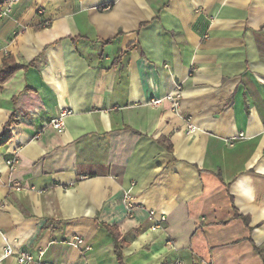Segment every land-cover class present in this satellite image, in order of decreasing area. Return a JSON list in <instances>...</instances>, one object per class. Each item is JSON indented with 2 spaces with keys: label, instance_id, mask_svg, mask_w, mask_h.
Returning <instances> with one entry per match:
<instances>
[{
  "label": "crops",
  "instance_id": "obj_1",
  "mask_svg": "<svg viewBox=\"0 0 264 264\" xmlns=\"http://www.w3.org/2000/svg\"><path fill=\"white\" fill-rule=\"evenodd\" d=\"M7 55L1 264H264V0H17Z\"/></svg>",
  "mask_w": 264,
  "mask_h": 264
},
{
  "label": "built area",
  "instance_id": "obj_2",
  "mask_svg": "<svg viewBox=\"0 0 264 264\" xmlns=\"http://www.w3.org/2000/svg\"><path fill=\"white\" fill-rule=\"evenodd\" d=\"M17 0H9L5 2L1 7H0V18L7 16L11 11L13 4ZM182 95V90L180 88H177V90L174 93L169 94L166 99L172 100L174 102V105L176 106L178 104V99ZM164 98H152L149 103L152 105H159L162 103ZM69 111L64 110L63 113H61V116L58 118H55L52 120V125L57 128L59 131H63L64 129V121L63 118ZM191 129H194L193 126H190ZM9 164H15L18 162L17 158H11L8 160ZM18 190L21 189V186L16 187ZM151 217L154 219L155 218V212L151 211ZM155 220V219H154ZM165 220V216H162L160 219L155 220V223L153 225L154 228H161L162 223ZM70 244L73 245L74 247L77 248H84L85 250L91 249V246L87 245L85 240L82 237L75 236L73 239H71ZM15 253V249L13 246L12 241H7L5 248H4V254L3 257H9L10 255ZM43 251L40 253V257L37 259L35 255L29 251H20L17 253V261L19 264H51L45 260L42 259ZM1 264V260H0Z\"/></svg>",
  "mask_w": 264,
  "mask_h": 264
},
{
  "label": "trees",
  "instance_id": "obj_3",
  "mask_svg": "<svg viewBox=\"0 0 264 264\" xmlns=\"http://www.w3.org/2000/svg\"><path fill=\"white\" fill-rule=\"evenodd\" d=\"M122 55L123 54L117 57L116 60L119 61L122 58ZM35 64L36 62L33 61L30 64L25 65V64H22L16 61L13 55H7L6 57H4L3 62L0 66V83L6 81L17 70L21 68H26V67H29L30 65H35Z\"/></svg>",
  "mask_w": 264,
  "mask_h": 264
}]
</instances>
